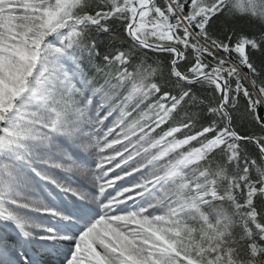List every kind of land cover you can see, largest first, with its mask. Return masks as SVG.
<instances>
[{"label":"snow or ice","instance_id":"snow-or-ice-1","mask_svg":"<svg viewBox=\"0 0 264 264\" xmlns=\"http://www.w3.org/2000/svg\"><path fill=\"white\" fill-rule=\"evenodd\" d=\"M0 264H264V0H0Z\"/></svg>","mask_w":264,"mask_h":264}]
</instances>
